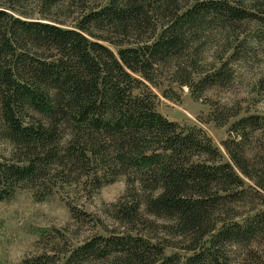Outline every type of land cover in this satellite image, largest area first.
I'll use <instances>...</instances> for the list:
<instances>
[{
	"label": "trees",
	"instance_id": "trees-1",
	"mask_svg": "<svg viewBox=\"0 0 264 264\" xmlns=\"http://www.w3.org/2000/svg\"><path fill=\"white\" fill-rule=\"evenodd\" d=\"M258 1L0 0V202L24 185L94 193L125 181L107 210L113 229L22 264H227V246L264 244V207L250 206L264 201V156L246 149L262 118L237 119L222 154L200 129L159 114L150 88L201 100L225 86L238 50L230 31H264ZM213 26L222 52L206 66L198 40ZM238 114L216 106L210 117L223 126ZM241 203L245 216L234 213Z\"/></svg>",
	"mask_w": 264,
	"mask_h": 264
},
{
	"label": "rangeland",
	"instance_id": "rangeland-1",
	"mask_svg": "<svg viewBox=\"0 0 264 264\" xmlns=\"http://www.w3.org/2000/svg\"><path fill=\"white\" fill-rule=\"evenodd\" d=\"M255 5V12L263 14L264 0ZM75 17V10H72V14L62 19L72 23ZM209 29L198 40L204 51L202 59L206 66L222 52V44L216 43L220 39L217 29L214 26ZM235 36L238 37L235 43L237 56L229 61L230 79L225 86L206 91L201 100H195L185 87L177 89L173 86V91L167 84L150 88L156 96V111L159 114L181 127L200 129L222 154L221 143L227 139L231 125L241 117L259 116L263 128L249 135L246 149L264 156V31L255 22H245L230 31V39ZM109 48L114 53L118 50L113 46ZM166 92L169 97L165 96ZM216 106L239 110V114L220 126L210 117ZM124 190L123 178L104 185L94 193L80 186H65L62 189L57 184L43 189L29 185L20 187L0 202V264H22L26 258L43 252L54 255L58 249L66 248L74 241H84L94 234H104V229H113L115 225L107 210L123 195ZM255 205L264 207V201L250 204ZM242 206V203L237 205L234 213L245 216L248 209L240 208ZM70 208L89 216L85 222H77L72 219ZM56 231L64 234V244L57 245L58 238H53L57 237L54 235ZM152 235L163 237L157 231ZM253 250V253L248 252L244 244L229 245L224 251L225 261L227 264H250L251 255L252 260L259 258L264 264V244ZM175 254L182 258L190 255L175 248L165 250L166 256Z\"/></svg>",
	"mask_w": 264,
	"mask_h": 264
}]
</instances>
